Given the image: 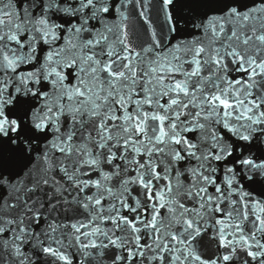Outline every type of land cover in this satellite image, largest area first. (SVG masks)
I'll list each match as a JSON object with an SVG mask.
<instances>
[{"label":"snow or ice","instance_id":"1","mask_svg":"<svg viewBox=\"0 0 264 264\" xmlns=\"http://www.w3.org/2000/svg\"><path fill=\"white\" fill-rule=\"evenodd\" d=\"M236 260L264 264V0H0V264Z\"/></svg>","mask_w":264,"mask_h":264},{"label":"water","instance_id":"2","mask_svg":"<svg viewBox=\"0 0 264 264\" xmlns=\"http://www.w3.org/2000/svg\"><path fill=\"white\" fill-rule=\"evenodd\" d=\"M175 2V0H174ZM257 2H259V0H257ZM149 3L151 5L152 0H149ZM251 6V5H249ZM172 9H169V11H171ZM137 10H133L132 6H129V10H128V16H129V27L130 28H138L139 24H138V19H137ZM149 15L152 18L153 21V25L157 28V30L159 31V27L160 25H162L164 23V12L163 11H159V14L157 15L156 10L153 9L152 7H149ZM186 12V9H185ZM216 251V246L214 244H212L209 247L206 248H201V252L204 255V258H208L209 255H212L213 253H215ZM74 264H76V262L74 261ZM235 264H240V260H236Z\"/></svg>","mask_w":264,"mask_h":264}]
</instances>
